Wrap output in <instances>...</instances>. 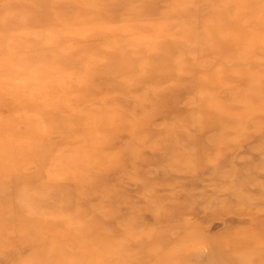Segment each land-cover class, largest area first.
I'll return each mask as SVG.
<instances>
[{"label":"rangeland","instance_id":"374dc122","mask_svg":"<svg viewBox=\"0 0 264 264\" xmlns=\"http://www.w3.org/2000/svg\"><path fill=\"white\" fill-rule=\"evenodd\" d=\"M0 264H264V0H0Z\"/></svg>","mask_w":264,"mask_h":264}]
</instances>
